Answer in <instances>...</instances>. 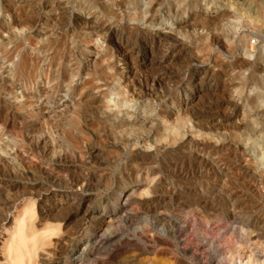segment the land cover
I'll list each match as a JSON object with an SVG mask.
<instances>
[{
	"label": "rangeland",
	"instance_id": "obj_1",
	"mask_svg": "<svg viewBox=\"0 0 264 264\" xmlns=\"http://www.w3.org/2000/svg\"><path fill=\"white\" fill-rule=\"evenodd\" d=\"M242 2L0 0V264L264 263V0Z\"/></svg>",
	"mask_w": 264,
	"mask_h": 264
},
{
	"label": "bare ground",
	"instance_id": "obj_2",
	"mask_svg": "<svg viewBox=\"0 0 264 264\" xmlns=\"http://www.w3.org/2000/svg\"><path fill=\"white\" fill-rule=\"evenodd\" d=\"M224 1H227V2H231L232 0H224ZM235 4H244L243 2H242V0H235ZM19 10V9H18ZM21 10V9H20ZM13 12H15V11H13ZM32 12V11H31ZM35 12V11H34ZM37 13H39V12H37ZM176 13H177V11H176ZM30 18V17H29ZM17 19V18H16ZM34 19V18H33ZM20 20V19H19ZM21 21V20H20ZM19 21V22H20ZM29 21H31V20H29ZM14 22H17V21H14ZM22 22V21H21ZM20 24L22 25V23H19V28L21 27L20 26ZM15 25V24H14ZM18 25V24H17ZM2 27V26H1ZM16 27V26H15ZM24 28V27H23ZM215 32V31H214ZM225 32V31H224ZM219 37V36H218ZM162 43V42H161ZM248 48V47H247ZM246 47H245V50L247 49ZM249 49V48H248ZM126 50V49H125ZM246 51H248V50H246ZM250 51V50H249ZM127 53V52H126ZM249 53V52H248ZM246 54L247 56H249V54ZM131 58V57H130ZM156 59V58H155ZM157 61V60H156ZM156 61H154V63L156 62ZM245 63V62H244ZM153 64V63H152ZM161 64V63H160ZM246 64V63H245ZM153 65H155V64H153ZM95 74V73H94ZM98 75L97 76H99V72L97 73ZM106 75H108V73H106ZM134 75V74H133ZM102 76L103 77H105V75H103L102 74ZM101 76V77H102ZM109 77V76H108ZM106 78V77H105ZM105 78H104V80H105ZM110 78V77H109ZM106 82H107V80H105ZM128 81H130V80H128ZM200 81V80H199ZM127 86H130L129 84H127ZM126 86V87H127ZM131 88H129L130 89V91L134 94V88L133 87H135V86H133L132 87V84H131V86H130ZM120 88V87H119ZM122 89H123V87H121ZM124 88H125V86H124ZM133 88V89H132ZM122 89H118L117 90V94H119L118 96L119 97H122L121 99H120V101H119V106H123L124 105V103L127 101V99H125L124 98V96L125 95H123L124 93H125V91H124V89L122 90ZM133 90V91H132ZM127 91V90H126ZM113 92H116V89H112V91H111V93H113ZM127 93V92H126ZM131 93V95L130 96H132V97H135V95H133ZM148 93V92H147ZM136 94H137V92H136ZM113 96V95H112ZM136 98V97H135ZM261 99V97H260V95H257V96H255V97H245V100H246V102H247V104H248V106H251L252 108H251V110L250 111H248V112H246V114H249V115H251L250 117H255V118H257V119H259V118H261V116H262V114L263 113H261L258 109V107L256 106V105H254L256 102H258L259 100ZM264 99V98H263ZM188 113V112H187ZM171 114V113H170ZM254 119V118H253ZM84 120V119H83ZM85 121V120H84ZM184 120H177L176 122H175V124H174V126H173V135H172V137H170L171 138V140H179V138L180 139H182V142H183V144L181 145V147H183V149H186L187 148V146H189V145H194V141L192 140V139H188L187 141H183V137H182V135H181V130H182V128L184 127V122H183ZM214 120H212L210 123H213L214 124ZM218 122V121H217ZM244 123V122H243ZM264 123V119L260 122V124H263ZM199 124V123H198ZM212 124V125H213ZM217 124H220V122L219 123H217ZM220 126V125H219ZM249 126V125H248ZM251 126V125H250ZM245 127V125H240V126H238L237 127V129H242V128H244ZM203 129V128H202ZM251 131V130H250ZM16 135V134H15ZM233 136V135H232ZM238 137V136H237ZM131 138V137H130ZM169 140V139H168ZM170 141V140H169ZM200 143V142H199ZM198 143V144H199ZM45 145V144H44ZM200 145V144H199ZM201 145H204L203 143L201 144ZM208 146H209V143H208ZM210 147V146H209ZM222 147V146H221ZM201 148V147H200ZM199 148V149H200ZM203 148H205V145L203 146ZM202 148V149H203ZM208 148V147H207ZM211 148V147H210ZM210 148H208V149H210ZM227 148V147H226ZM221 149V148H220ZM257 149V148H256ZM204 150V149H203ZM219 150V149H218ZM223 150V149H222ZM184 151V150H183ZM205 151V150H204ZM211 151V150H210ZM216 151V150H215ZM19 152V151H18ZM203 152V151H202ZM201 152V153H202ZM224 152V151H223ZM241 155V156H245V154H246V151H244V150H241V151H238V150H236L235 149V152H234V156H236V157H238V155ZM26 155V154H25ZM28 155V154H27ZM202 155V154H201ZM200 155V156H201ZM204 155V154H203ZM30 156V155H29ZM139 156H140V153H139ZM198 156H199V154H198ZM22 157V156H21ZM146 157V156H145ZM150 157V156H149ZM32 158H33V156H32ZM199 158V157H198ZM201 158H203V157H201ZM238 158H241V157H238ZM2 159V158H1ZM30 159H31V157H30ZM200 159V158H199ZM203 160V159H202ZM229 160V159H228ZM201 161V160H200ZM199 161V162H200ZM205 161V160H204ZM211 161V160H210ZM242 161V160H241ZM4 163V162H3ZM206 163V162H205ZM219 165V164H218ZM229 166V165H228ZM243 167V166H242ZM211 169V168H210ZM246 169V168H245ZM244 169V170H245ZM213 170V169H212ZM244 170H242V171H244ZM247 171V170H246ZM247 173V172H246ZM249 177V176H248ZM120 180V179H119ZM80 181V180H79ZM121 183V182H120ZM0 185H1V183H0ZM120 186V185H119ZM121 188V187H120ZM122 190V189H121ZM124 192V191H123ZM56 198V197H55ZM119 199V198H118ZM55 199H53V201H54ZM57 200V199H56ZM50 201H52V198H51V200H49L48 202H50ZM60 201H61V199H60ZM66 201V200H65ZM75 204V203H74ZM110 204V203H109ZM122 204V202H120V203H118V206H117V209L120 207V205ZM126 204V203H125ZM2 205V204H1ZM62 205V204H61ZM126 206V205H125ZM53 207L55 208V206L53 205ZM60 207V206H59ZM53 208V209H54ZM64 208V207H63ZM89 208V207H88ZM87 208V209H88ZM111 208V207H110ZM57 209V208H56ZM59 209V208H58ZM46 211V210H45ZM54 211V210H53ZM57 211V210H56ZM86 213V215L88 214V212H85ZM94 213V212H93ZM111 214L110 215H112V212H110ZM50 214V213H49ZM116 214V213H115ZM47 215V214H46ZM85 215V214H84ZM94 215V214H93ZM99 216V215H98ZM48 217V216H47ZM103 217V216H102ZM102 217L100 218V222H102L101 220H102ZM106 218V217H105ZM45 219V218H44ZM91 219V218H90ZM98 219V218H97ZM92 221V220H91ZM86 222V221H85ZM85 224V223H84ZM88 224V223H87ZM100 226V225H99ZM95 227V226H94ZM97 231V230H96ZM69 233V232H68ZM71 237V236H70ZM70 239V238H69ZM94 243V242H93ZM100 243V242H99ZM91 250V249H90ZM63 254V253H62ZM54 261H55V259H54Z\"/></svg>",
	"mask_w": 264,
	"mask_h": 264
},
{
	"label": "built area",
	"instance_id": "obj_3",
	"mask_svg": "<svg viewBox=\"0 0 264 264\" xmlns=\"http://www.w3.org/2000/svg\"><path fill=\"white\" fill-rule=\"evenodd\" d=\"M261 264H264V263H261Z\"/></svg>",
	"mask_w": 264,
	"mask_h": 264
}]
</instances>
